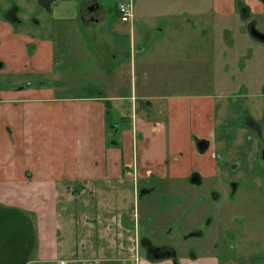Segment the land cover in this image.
<instances>
[{"label":"crops","instance_id":"0c3cea01","mask_svg":"<svg viewBox=\"0 0 264 264\" xmlns=\"http://www.w3.org/2000/svg\"><path fill=\"white\" fill-rule=\"evenodd\" d=\"M82 1L83 20L100 21L86 19L84 12L94 5L103 16V4ZM138 1L133 0L130 22L118 17L115 23L130 48L123 69L114 68L116 89L59 96L43 81L1 90L0 204L22 209L33 221L36 243L27 264H174L172 258L142 255L141 238L152 237L142 233L144 206L139 212L138 202L145 200L152 219L163 209L161 198L153 196L157 186L170 194L166 189L185 188L196 174L201 179L196 185L258 176L264 160V79L244 94L229 80H237L231 71H242L237 57L250 45H243L250 43L244 26L234 23L240 20L238 0ZM245 2L252 13L264 11L258 0ZM6 4H0V46L5 47L0 71L30 76L54 71L63 41L28 33L19 8L10 11L17 17L12 20ZM60 20L66 25L59 29L75 31V17ZM232 29L237 43L224 62ZM8 50L23 65L14 60L8 68ZM107 103L121 113L109 120L119 124V145L107 141ZM245 111L252 123L243 119ZM200 141L208 144L204 151ZM196 197L184 201L191 198L187 209L192 207L195 218L206 206V200L195 203ZM241 235L247 239L250 232ZM179 258L182 264H264V249L244 242L195 260Z\"/></svg>","mask_w":264,"mask_h":264},{"label":"rangeland","instance_id":"374dc122","mask_svg":"<svg viewBox=\"0 0 264 264\" xmlns=\"http://www.w3.org/2000/svg\"><path fill=\"white\" fill-rule=\"evenodd\" d=\"M264 4L263 0H258ZM100 4L104 6V15L100 16V12L95 9L92 11L93 16L101 17L100 21L87 23L83 20L82 14L80 12L82 0H56L51 9L47 10L39 5L38 0H8L10 6L4 11H12L17 6L20 10V17L24 20V24L28 33H37L40 36L54 37L58 42L60 39L63 41L62 47L64 50L58 53L56 60V68L54 71H50L48 74H21L20 72H9L0 71V95L1 90L10 87H20L32 84H39L43 81L46 82L51 89H55L57 95H97L100 93L99 90H103L109 93L111 86L116 89V78L114 77V68L117 66L123 69V62L130 60V48H127L126 44H129L125 36L119 35L120 33L116 31L115 23L120 21L116 12V0H98ZM140 3V0L138 1ZM2 8H6V0H0ZM246 8V12H244ZM84 14H86L84 12ZM87 16L90 14L87 13ZM238 18L240 20H235L234 23H239L243 25L246 29L247 38L250 43H244L245 48L242 53H240L238 58V66L242 67V71L235 69L236 71H231V74H236L234 77L237 80L229 79L233 81V90L238 93L244 94L252 87H259V83L264 79V47L261 49L257 48L258 44L264 46L263 41H259L254 38L248 31L251 22L256 23V27L264 32V11L253 12L250 4L246 3L245 0L240 1L238 8ZM64 16L75 17L76 29L72 32V29L64 30L59 29L61 26H65L66 23L60 20ZM40 20V25H36L37 21ZM67 20V19H64ZM54 26L56 32L53 34ZM21 28V27H20ZM22 29H24L22 27ZM140 30L139 36L141 37L142 28L139 26ZM228 36L226 42V52L224 56V62L227 61L228 56L231 55V50L234 43H237V38L232 37L233 31ZM243 30V29H242ZM69 33V35L67 34ZM53 34V35H52ZM77 36V37H76ZM79 42L75 44V39ZM137 52L142 51V46H140V40H136ZM261 46V45H260ZM225 47V46H222ZM239 47V46H238ZM4 45L0 46V53L4 52ZM135 50V47H134ZM238 50V49H236ZM235 50V53H236ZM8 50L6 55L10 57L7 63V67L14 66V60H17L19 65H23V61L15 59L16 54H12ZM115 56V58H114ZM59 57V58H58ZM1 62V61H0ZM3 63V62H2ZM229 70H232L229 68ZM113 71V72H112ZM213 75H215V61H213L212 68ZM217 72V71H216ZM238 75H241L240 77ZM43 84V83H42ZM216 88V86L214 87ZM52 90V89H51ZM243 111V110H242ZM120 110L117 108H112V118L113 121L119 119ZM248 113L245 111L243 113V119L247 120ZM115 119V120H114ZM127 120V119H126ZM107 141L110 144V139H119V134L116 135L109 127ZM117 130L119 132L118 126ZM260 166L258 176H244L238 182L239 191L234 195L228 194L229 188L222 189L220 186L228 185L231 181L230 179H219L207 181L205 179L202 185H196L190 181L185 182V188H179L167 194L163 190H159L158 186L156 192L153 196L158 195L161 198V203L163 206L160 207L162 213L156 219L155 217L148 218L146 214L147 203L141 200L137 204V210L142 213V207L144 206V215L142 216V221L140 228L142 233L146 236L151 234L152 239L157 243L168 242L175 246L181 255L188 256L191 260H195L192 257H199L201 255L210 252L211 244H218L220 240H223V244H230L232 241H228L224 234L232 240L231 233L238 240H233V242L239 241L244 243V237L234 231L236 227H242L241 230H250V235L247 239L250 242L246 243L247 246L256 245L254 248L264 249V160H260ZM235 182V185H237ZM183 184V182H182ZM246 187L244 186H249ZM215 191L218 194H215ZM192 194H196L195 203L203 202L206 200V204L212 206V210L208 209L207 206L202 208L201 213H196V218L192 215L191 219L186 218L192 207L189 209L190 203H184L187 196L192 197ZM218 196L220 200H216L215 196ZM194 201V199H193ZM175 202V203H173ZM173 203V206L171 204ZM180 204V205H179ZM219 210H222L221 212ZM182 214V215H181ZM207 219V220H206ZM211 219V224H208V228L204 225L203 221ZM251 219L250 223L248 220ZM223 222H227L231 231H225L226 228L223 227ZM243 222V225H242ZM250 225V226H249ZM227 227V226H226ZM229 229V230H230ZM196 232H203L205 238H190L189 240H182L181 236L183 234L190 235ZM150 238V236L148 237ZM180 238V240H178ZM198 244L200 247H197ZM232 246L233 243H231ZM260 246V247H258ZM221 249V248H218ZM142 255L147 257L143 249H141ZM149 259V257H147Z\"/></svg>","mask_w":264,"mask_h":264},{"label":"water","instance_id":"95a60500","mask_svg":"<svg viewBox=\"0 0 264 264\" xmlns=\"http://www.w3.org/2000/svg\"><path fill=\"white\" fill-rule=\"evenodd\" d=\"M56 0H38L39 5L50 10ZM95 6H90L93 10ZM252 35L264 42V33L252 27ZM3 63L0 62V68ZM198 147L204 151L208 144L200 141ZM264 158V152H263ZM192 182L201 183V179ZM36 243L35 228L31 217L22 209L0 204V264H27L33 254ZM176 253L167 256H175Z\"/></svg>","mask_w":264,"mask_h":264},{"label":"flooded vegetation","instance_id":"af4514ba","mask_svg":"<svg viewBox=\"0 0 264 264\" xmlns=\"http://www.w3.org/2000/svg\"><path fill=\"white\" fill-rule=\"evenodd\" d=\"M89 7L90 6H88V8L86 9V12H85L86 14H84V16L88 15L87 13H89L90 15L87 16V18L95 19L96 16H93L94 15L93 12H92L93 10L92 11L89 10ZM244 9H246V8H244ZM7 14L11 16L12 20H14V18L16 17L15 13H12L10 11L7 12ZM248 25H249L248 31H249V33L251 35H252V33H251L252 27H255L257 30H259L256 27V23L255 22L254 23L251 22ZM260 32H262V31H260ZM262 33H264V32H262ZM259 41H261V40H259ZM249 123H252V121L249 120ZM263 152H264V148H263ZM263 152H262V157H263ZM192 177H194L195 180L198 179L197 174L192 176ZM192 177H191V182H192ZM235 182H236L235 180H231L228 183L227 188H229L228 189L229 190V192H228L229 195H230V193L235 195L239 191L238 182H237V185H235ZM192 183H194V182H192ZM220 188L225 189L226 187L221 185ZM144 191H146V188H144ZM215 194H218V192L215 191ZM214 196H215L216 200H220V198H218V196H216V195H214ZM206 206H207L208 209L212 210V206H209V204H206ZM198 208H200V207H198ZM219 211L221 212L222 210H219ZM191 216H192L191 215V211H189L188 216L186 218H190L191 219ZM206 220L203 221V226L205 225L208 228L209 227L208 224L209 225L211 224V219L208 220V222H206ZM242 225H243V222H242ZM223 227L226 228L225 231H227V232L231 231V229L229 228L230 226H228L227 222H223ZM241 229H242V227H236V228H234V231L238 232L240 234H244V235H245L246 232H248V231L250 232L249 228L245 229V230H241ZM205 236L206 235H204L203 232H196L195 234H192V235H190V233L183 234L181 236V239L182 240H189L190 238L191 239L192 238H199V239L203 240L205 238ZM224 236L226 237V234H224ZM231 236H232V240H231L232 242L231 243H233L234 246H232L231 243L228 244V245H230L231 247H233V249H235L236 244H242V243H240L239 241L233 242V240H238V239L236 237H234L232 235V233H231ZM244 241H245V245H247L246 243L250 242L249 239H244ZM196 246L200 247L198 244H196ZM226 246H227V244H223V240H220V242L218 244H215V243L213 245L211 244V247H212L211 249L214 248V250L223 251ZM255 246L256 245H251V246H248V247L254 248ZM258 247H260V246H258ZM140 248L143 249V251L145 252L146 256L149 257V259L156 260V261H161L162 259L167 258V256L172 255V253H176L175 256L168 257V258H172V260L174 261V264H182L181 261H180V258H179V255H180L179 250H178L179 248L177 249L175 246L171 245V243H168V242L157 243V242H155L154 239L143 236L141 238V241H140ZM218 248H221V249H218ZM192 258L193 259H197L196 256H193Z\"/></svg>","mask_w":264,"mask_h":264},{"label":"built area","instance_id":"2783aa9c","mask_svg":"<svg viewBox=\"0 0 264 264\" xmlns=\"http://www.w3.org/2000/svg\"><path fill=\"white\" fill-rule=\"evenodd\" d=\"M117 13L122 22H130L134 16L133 0H118Z\"/></svg>","mask_w":264,"mask_h":264},{"label":"trees","instance_id":"16d2710c","mask_svg":"<svg viewBox=\"0 0 264 264\" xmlns=\"http://www.w3.org/2000/svg\"><path fill=\"white\" fill-rule=\"evenodd\" d=\"M240 1L242 0H238V3H240ZM106 113H107V117H108V124H107V127H108V131L109 130V127L110 129L113 131V133L116 135L118 133V130L117 129V126L119 125L118 123H116L115 125H113L114 123H111L109 120H110V116L112 114V108H111V105L109 103H107V109H106ZM248 120H250L248 117H247ZM117 138V137H116ZM110 139V144H115V145H119V142L117 139Z\"/></svg>","mask_w":264,"mask_h":264}]
</instances>
